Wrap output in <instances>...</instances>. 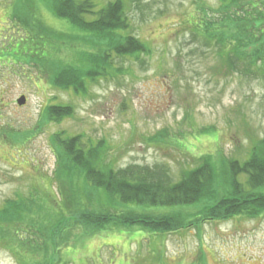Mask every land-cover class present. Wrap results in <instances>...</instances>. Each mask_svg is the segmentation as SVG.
I'll return each mask as SVG.
<instances>
[{"label":"rangeland","instance_id":"374dc122","mask_svg":"<svg viewBox=\"0 0 264 264\" xmlns=\"http://www.w3.org/2000/svg\"><path fill=\"white\" fill-rule=\"evenodd\" d=\"M17 1L0 0V50L32 31V15L38 12L35 7L18 12L14 7ZM107 1L112 0H99V4ZM124 1L130 33L146 42L152 54L141 55L143 61L113 55L121 74L112 72L107 79L93 83L86 96L48 83V77L60 73V64H73L79 50L88 49L70 35L55 42L53 49L45 52L47 57L32 54L4 67L0 64V102L5 105L0 111V128L9 125L18 132L14 135L18 142L13 143L0 130V209L19 194L31 201L38 198L35 208L39 212L44 210L40 204L48 195L53 201H62V191L67 193L71 185L55 178L60 168L53 141L56 135L62 139L79 136L77 141L86 150L91 142L106 147V165L114 170L130 166L160 169L174 183L197 168L203 156H212L217 173L226 165L221 162H244L252 147L264 138V72L254 68V73L245 74L244 63L229 71L216 42L207 44L205 32L194 24L208 17L217 19V31L232 29L230 21L218 20L231 13L222 9L221 0ZM20 14L24 19L16 16ZM43 19L46 25L69 32L54 15L44 13ZM80 36L77 40H85ZM22 95L27 102L20 106L17 101ZM70 103L74 106L70 117L62 116L58 122L43 118L46 105ZM67 170H62L64 177ZM75 170L78 177L76 168L72 172ZM246 179L239 174L235 181L249 190ZM218 182L214 198L221 199L231 190L222 180ZM262 189L259 191L264 192ZM102 196L105 209L111 210L113 205V212L125 216H172L187 222L193 218V223L161 234L140 231L139 226L116 231L109 224L96 232L82 222L70 223L65 233L68 245L64 247V239L57 240L63 251L60 264H264V212L254 215L235 209L232 214L211 219L195 205L119 207L109 201L106 192ZM33 219L27 221L25 229L41 220L36 214ZM19 233L21 239L0 231L4 237L0 264H19L16 249L32 255L40 248L29 239L21 242L24 234ZM53 248L49 240L46 250L51 254Z\"/></svg>","mask_w":264,"mask_h":264},{"label":"trees","instance_id":"16d2710c","mask_svg":"<svg viewBox=\"0 0 264 264\" xmlns=\"http://www.w3.org/2000/svg\"><path fill=\"white\" fill-rule=\"evenodd\" d=\"M129 1L131 4L139 2V0ZM221 1L222 9L231 10V13L224 20H218L230 21L229 27H233L232 29L228 28V32L217 31L214 28L218 24L217 19H208V17H202L194 24L205 32L207 44L216 42L219 52L224 54L229 71H232L231 68L239 69L241 63H244L245 74L250 75L255 69L264 72V38L262 37L264 0ZM14 7L20 13L24 8L30 12L31 7H35L38 13L32 15V31L29 35L0 50V64L3 67L4 64L15 63L17 60H26L32 57V54L47 57L45 52L53 49L55 42L65 41L64 37L69 39L68 35L71 36L70 39L80 44L84 43L85 48H88L79 50L73 64L68 66L60 64V73L58 74L57 71L48 77V83L55 88L86 96L93 83L107 79L112 72L116 75L121 74L122 69L114 66L113 55L118 58L132 57L134 60H141V55L152 54L146 42L130 33V17L124 0L107 1L102 6L99 0H18ZM44 13H50L60 19L64 29L72 33L46 25L43 19ZM16 16L24 19V14ZM79 36L85 40H77ZM259 62L260 67H257ZM2 107L5 105L1 101L0 111ZM73 111L74 106L71 103L46 105L43 109V118L50 117L51 120L58 122L62 116L73 115ZM2 127L0 130L3 131L4 136L13 140V143L18 142L14 136L18 133L16 130L11 129L9 125ZM53 138L57 164L60 165V168H56L55 178L59 183L67 182L71 185L67 193L62 191V201H53L48 195L46 200L42 198L43 202L41 201L40 206H43L44 210L39 212L35 208L39 202L38 198L34 197L37 200L31 201L19 194L18 199L8 200L4 209H0L1 232L4 229L11 232V237L19 239H21L19 232H23L21 242L29 239L32 244L40 247L32 255L20 254L16 249L19 264H60L63 260V251L57 240L64 239V247L68 245L65 233L67 234L71 228L70 223L76 222L78 225L82 222L86 228L90 227L88 230L96 232L104 231L108 224L116 231L122 230L121 227L124 229V227L139 226L140 231L150 230L154 234L166 233L171 228H183L193 223V218L187 222L183 218L172 216L149 219L142 214L134 217L132 214L125 216L113 212V205L111 210H108L105 209L104 204H101L103 192H106L112 204H119V207L134 204L142 207L195 205L202 207V211L208 213L205 216L211 219L232 214L235 209H238L237 212H250L254 215L264 212V192L259 191L262 188L264 191V138L252 147L251 155L246 161L221 162L226 165L221 173H217L212 156H203L200 165L185 173L182 180L177 183L172 182L166 171L161 172L160 169L147 171L140 170L138 166H130L119 171L114 170L106 165L109 164L105 157L106 147L93 146L91 142L89 150H86L79 145L77 141L79 136L62 139L56 135ZM240 164L244 165L240 166ZM66 167L69 169L68 176L64 177ZM73 168L77 169L78 177L75 176L76 170L72 172ZM239 174L245 175L247 185L251 189L244 190L242 184L236 183L235 179ZM220 180L223 181V186L231 190L221 199L214 198L218 193ZM215 186H218L217 189ZM28 201L32 202L33 208L30 209ZM97 204H101V207L96 208ZM49 213H53L54 216L50 217ZM34 214L41 220L28 225L25 229L27 221L34 220ZM84 233L89 235L87 230ZM3 238L0 235V243ZM49 240L54 243L51 254L46 250ZM83 240L86 241L87 238ZM17 247L20 248L19 245Z\"/></svg>","mask_w":264,"mask_h":264},{"label":"water","instance_id":"95a60500","mask_svg":"<svg viewBox=\"0 0 264 264\" xmlns=\"http://www.w3.org/2000/svg\"><path fill=\"white\" fill-rule=\"evenodd\" d=\"M18 105L22 106L25 105V103L27 102V98L26 96L22 95L19 99H18Z\"/></svg>","mask_w":264,"mask_h":264}]
</instances>
